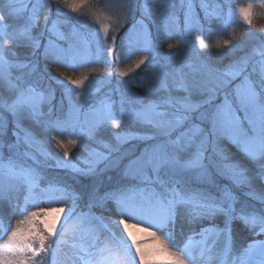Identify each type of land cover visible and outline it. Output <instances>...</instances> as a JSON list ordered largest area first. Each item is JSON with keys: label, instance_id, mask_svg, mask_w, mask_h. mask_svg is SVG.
<instances>
[{"label": "snow or ice", "instance_id": "1", "mask_svg": "<svg viewBox=\"0 0 264 264\" xmlns=\"http://www.w3.org/2000/svg\"><path fill=\"white\" fill-rule=\"evenodd\" d=\"M48 7L49 11L53 8L49 5L37 2L32 3L29 9L27 0H0V112H7L13 118L12 135L16 137L14 144L7 147L12 152L16 150L15 155H10L7 160L0 158V200L6 198V192L19 186H24L26 190L25 203L23 206L16 205L19 208V214L24 218L20 219L13 227L11 222H5L0 210V239L7 237L3 244H0V264H43V258L37 262L36 258L41 257V253H46V245L53 248V264H55L54 253L61 244H69L65 237L69 232L75 233L76 229H70L67 225L74 216V207L68 209L67 216L64 217V224L61 225V233L56 241L49 243L52 236L56 235V224L60 217L57 215L53 222H44L41 227L37 221L41 216L51 215L53 212L63 213L64 209H52L51 212L29 211V207H38L39 203L47 202L64 203L63 199L68 194L66 187H60L49 181L46 186H41V180L44 176L41 172L26 163L32 160L33 164H38L33 152L27 150L20 152L21 143L27 148L38 152L45 159L51 158V153L44 151L39 147L37 141L30 133L25 132L21 137V121L24 119L40 122L45 114L41 111V105L47 100L50 102L52 93L47 95L38 87L26 80L27 76H32L37 72L36 65L32 62L24 63L13 59L15 49L19 47H31L33 56L36 50L41 47L40 40L34 38L32 30L36 27L39 18V12ZM129 7H134L133 3ZM260 7L264 8V0H261ZM72 12L77 8L72 6ZM144 10L150 12L147 4ZM30 11L27 21L17 29L9 30L11 25L7 23L13 19L23 20L22 14ZM59 15V8L55 9ZM237 11L246 24L252 23L253 5L247 7L240 6ZM48 17H45L44 30L63 38V34L57 30V23L52 22L48 26ZM188 24L186 18L185 21ZM67 26V25H66ZM191 32V28L189 27ZM105 32V41H100L97 37V43L103 47L106 42L107 29ZM41 32V36H43ZM202 48H209L207 43L196 37ZM87 44V42H85ZM113 43L115 38L113 37ZM178 43H184L183 38ZM230 42L224 41V46ZM11 44V48L9 47ZM173 45L169 44V48ZM220 47L219 44L216 45ZM58 48L53 41L49 40L44 45V56L54 54ZM11 53V56L9 55ZM261 59L256 63L259 65L260 81L258 87L264 90V51L260 53ZM57 61L61 58L56 57ZM140 60L136 67L143 64ZM249 58H243L237 61L219 77L216 83L219 87L226 88L232 81L241 78V82L235 85V99L239 103V108L234 107L225 93L224 101L217 105L211 113L199 111L205 104H211L214 99L215 88L212 89L213 95L200 103H193L190 96L183 98L171 95V89L175 88L185 92H191L193 89L203 87L200 82L193 81L191 85L187 80V74L177 70L174 74L163 72L156 73V79L159 81V87L152 89L154 91H164L168 95L159 100L145 102L137 98L138 108L130 111L124 109L125 98L120 100V114L117 117L115 112V101L105 99L98 107L92 109L94 119L87 127H81L77 139H94L96 131L107 124L113 127H119L121 123L127 125L132 122H138L155 129V133L150 136H141L140 139H156L157 136L164 137L154 145L146 148L140 156L129 161L126 167L125 175L134 180H138L141 186H126L115 192L106 193L104 197L97 202L103 206L105 202L111 200L116 211L121 215L118 226H122L124 233L127 234L128 243L123 236L120 237V247L113 248L109 244L101 249H96L95 245L81 246L77 249L75 242L70 247L77 249L72 253L70 264H264V241H253L247 245L244 255L236 257L233 252V223L242 222L245 228L250 229L254 235H264V208L257 210L249 207L246 203H240L232 190L227 185H221L213 182L212 187L216 192L209 188L197 187L195 185L206 182L210 176L209 165L205 164L207 145L211 143L212 137L227 133L233 139V142L240 143L245 154L253 161L259 164V178L264 181V102L260 100V93L257 92V85L251 80L252 73L248 72ZM65 66L75 71L76 61L74 58H66ZM188 67L194 72L203 71L209 77L212 76L213 69L205 65L189 64ZM28 71L25 72L24 70ZM16 70V74H14ZM257 69L254 66L253 72ZM122 77L127 72L120 74ZM171 77V83H169ZM74 87H81L83 79H72L66 77ZM62 83V81H57ZM127 84V81L124 82ZM71 92V89H67ZM77 100L81 101L79 108L83 104L81 93H75ZM243 109V121H246L248 128L245 129L243 121L237 112ZM51 109H49V112ZM198 113L197 116H193ZM198 119L201 122L208 121L211 124L210 130H205L192 121ZM71 118L67 121H48L49 130L60 133L65 126L71 125ZM73 127L75 125H72ZM7 121L0 123V129L6 130ZM177 133L173 138V133ZM118 142L115 147L104 144L108 149L107 153L96 151L89 152V158L83 161L85 167H78L68 160L69 152L65 148L63 159H57L56 167L71 169L74 173L80 175H89L97 171V166L103 162L110 161L111 154L120 150L119 146L126 143L132 137L114 134ZM199 138V140H198ZM56 143L64 147L63 141L52 137ZM71 143L75 144L76 140ZM0 145V150H2ZM193 151H189L193 149ZM22 157L17 159L16 157ZM123 157H121L122 159ZM68 160L67 163L64 161ZM112 165H118L119 160L111 161ZM105 166H109L105 164ZM217 176L228 179L235 187L251 186V177L246 174L243 166L238 164H225L222 170H217ZM47 197V201L41 200L37 203L34 200L36 192ZM61 194V198L55 199L56 194ZM249 195L264 205V192L257 194L255 191ZM76 196H71L74 203ZM239 204V206H237ZM182 209V211H181ZM127 219L135 220L136 223H143L149 227L155 228L160 232L151 233L154 240L159 241L160 247L153 252H146L142 249L141 243L137 242L129 230L134 225L126 222ZM180 219L186 220L190 225L209 221L207 227H201L198 232L190 235L188 242L183 247H177L172 240V234ZM98 220L105 228L109 223L117 226L115 220L105 223L104 217H95L89 213H82L76 216L77 222H88ZM217 221H222L223 227H220ZM27 226V227H25ZM167 229V231H165ZM113 232V236H115ZM195 236L201 237L197 242L198 251L193 249L192 241ZM222 238V245L218 246V241ZM209 241H211L209 243ZM134 248V252L132 249ZM83 252L84 255H80ZM156 256H163V260H156ZM258 256V259H253Z\"/></svg>", "mask_w": 264, "mask_h": 264}, {"label": "rangeland", "instance_id": "2", "mask_svg": "<svg viewBox=\"0 0 264 264\" xmlns=\"http://www.w3.org/2000/svg\"><path fill=\"white\" fill-rule=\"evenodd\" d=\"M53 16L48 21V26L51 27L53 21L57 23V30L63 34V38H59L57 35L41 30L38 34L32 35L34 38L40 40L41 47L36 50L35 56H33V49L31 47H19L15 49V56L13 59L25 58L26 62H32L39 65V61L36 60V56L40 60L51 59L62 65L66 64V58H74L76 61L75 70L79 67L89 66L92 71H82L81 75L73 76L72 79H83L87 76L88 79L84 80L81 87H74L71 85L67 78H59L53 76L55 82L50 84H43L42 77L36 78L34 74L27 76L26 80L29 83L35 84L39 90L44 91L45 94L50 91L52 98L49 101H45L41 105V111L45 114L41 117L40 122H36L30 119H24L21 121L22 130L20 131L21 137L25 132H28L37 141L40 142L39 147L44 151L51 153V158L45 159L38 152H34L33 149L27 148L21 143L20 152L25 150L33 152L38 164H33L32 160H27L26 163L33 167H36L41 174L50 171V174H60L63 178H72L73 175H80L74 173L71 169H64L56 167L57 159H63L65 148L69 152L68 160L78 167H85L83 161L89 158V152L93 149L99 152L107 153L108 149L104 147V144H109L115 147L117 141L114 134L120 133L121 135H127L132 137L126 143L119 146L118 152L111 154L110 161L103 162L97 166V171L89 175H83L97 179L98 182L90 194H87V199H83L77 192L68 190V194L65 198L72 203L73 207H79L82 213H89L88 210H95L100 206L97 202L100 198L104 197L106 193L115 192L122 187L135 183L137 186H141L138 180H134L125 175V170L129 161L140 156V154L149 146L154 145L158 140L164 139V137L157 136L156 139H140L141 136H150L155 133V129L147 125H142L138 122H132L127 125L121 123L119 127H113L111 124H107L99 128L94 139L83 138L77 139L76 135L79 134L81 127L87 128L94 119L92 109L98 107L105 99H111L115 101V112L117 117L120 114V100L123 96L125 98L124 109L132 110L138 108L136 103L137 98L145 102L153 101L154 99L143 98L136 94L131 89V82L134 81L136 72L139 70L148 76V90L156 93V99L168 95L164 91H154L159 87V81L156 79V73L163 72L174 74L177 70L187 74V80L189 84L195 80L200 82L203 87L199 89H193L191 92H185L183 90L171 89V95L175 97L183 98L184 96H190L193 103H200L207 100L209 96L213 95L212 89L215 88L214 99L211 104H205L199 111H207L211 113L215 110L217 105H220L224 101L225 93L228 94V98L232 101L233 106L239 108V103L235 99L234 88L235 85L241 82V78H237L232 81L226 88L219 87L216 83V78L221 76L230 65H233L237 61L243 58H249L248 72L252 73L251 80L257 85V92L260 93V100L264 102V90H261L258 85L260 81L259 65L256 63L261 59L260 53L264 51V33L262 36H257L254 40L246 38L244 34L238 35L241 31L239 29V23H245L237 11L238 7H247L249 4L253 5L252 17L261 16L264 14V8L260 7L261 0H53ZM223 1L229 3L233 10L229 11L226 16H222L223 13ZM29 9L32 3L37 0H27ZM41 3V0H39ZM133 3L134 7L130 8L129 4ZM147 4L150 12L144 10V5ZM75 6L76 12H72L70 8ZM234 6V7H233ZM59 8V15L55 11ZM30 15V11H25L22 16L27 21V17ZM27 16V17H25ZM61 17L65 21L61 20ZM186 18L188 24L185 23ZM229 20H228V19ZM15 22L17 20L13 19ZM206 20V27L204 30L201 28L195 29L194 23H201ZM228 20V22H227ZM17 23V22H16ZM39 23V18L36 25ZM18 24V23H17ZM21 24L23 22L21 21ZM246 24V23H245ZM67 25V26H66ZM242 25V24H241ZM191 28V32L189 31ZM212 27V29H209ZM20 27H10L9 30L19 29ZM107 29L106 42L103 43V47L97 43V37L100 41H105V32ZM176 32H183L179 39L175 42L172 48H169V44L162 49V42L171 39V35ZM43 32V36H41ZM46 34V38H45ZM200 36L204 43L209 45V48L205 49L201 47L196 37ZM113 37L115 43H113ZM242 37V38H241ZM183 38L184 43H178ZM49 40L53 41L58 48L54 50L53 55H49L47 58L44 56V45H47ZM229 41L228 46H224V41ZM87 42V44L85 43ZM220 47L217 48L216 45ZM11 44H9L10 47ZM29 49V50H28ZM226 52L230 56V64L223 69H215L211 67L204 58L208 51ZM28 51V52H27ZM149 51V55L145 54ZM11 56V53L9 54ZM147 55V56H146ZM61 59L57 61L56 57ZM104 58L106 63V69L101 75L100 72L95 71L94 66L98 59ZM144 60L143 64L136 67V64ZM160 61H165L162 65ZM152 62H158L159 66L152 67ZM189 64L196 66L205 65L212 68L214 71L212 76L209 77L203 71L194 72L188 67ZM256 67V71L253 72V67ZM66 67V66H65ZM67 68V67H66ZM69 70V69H68ZM25 72L28 70L25 69ZM16 73V70H14ZM122 72H127L126 76H121ZM62 81V83H57ZM127 81V84L124 82ZM171 77H169V83H171ZM66 83V84H65ZM57 85L63 86V92L59 97H55V89ZM67 89H71V92H67ZM75 93H81L83 104L81 107L76 108L75 105H80L81 101L77 100ZM101 96V98H100ZM49 109L51 111L49 112ZM198 113H194L193 116H197ZM237 115L241 117L243 121L244 111L240 109ZM71 118L72 124L65 126L64 130L60 133L48 129V121H67ZM12 117L9 113L0 112V123L7 121L6 130L0 129V158L7 160L10 155H15L16 150L9 151L7 147L9 144L16 142V137L12 135L13 123ZM193 123L199 124L207 133L211 124L208 121L201 122L198 119H194ZM72 125H75L74 127ZM245 129L248 128L246 121H243ZM177 133H173V138ZM56 136L57 140L63 141L64 147L59 146L56 140L52 137ZM211 143L207 145L205 164L209 165L210 176L208 180L202 184L195 186L202 188H209L211 191L216 192V189L212 187L213 182H218L221 185H227L232 190L240 203H246L249 207L258 208L262 207V204L253 199L249 193L255 191L257 194L264 192V181L259 176V164L253 162L243 151V147L240 143L233 142V139L229 134L223 133L216 137H212ZM72 140H76V143H71ZM199 140V138H198ZM230 147L236 149L239 155H243L247 162L237 160L234 158ZM190 149L189 151H193ZM233 156V157H232ZM121 157H123L121 159ZM17 159L22 157L17 156ZM68 160L64 162L67 163ZM119 160L118 165L113 166L111 161ZM108 164L109 166H105ZM225 164H238L243 166L246 170V174L251 177V186L235 187L226 178L217 176V170H222ZM49 169V170H48ZM44 175V174H43ZM115 175L118 179L117 183L111 184L114 187L108 188L100 192V187L104 186L103 178L105 180H111ZM50 181V180H48ZM42 182V180H41ZM56 181H54L55 184ZM99 183V184H98ZM109 183V182H108ZM123 183V184H122ZM58 186V185H57ZM63 187V186H60ZM236 189H241L243 195L238 196L235 192ZM38 191V190H37ZM58 194V193H57ZM76 196L74 203L71 200V196ZM83 201V205L80 202ZM111 200H108L104 205H109ZM264 207V205H263ZM48 216H41L38 218L37 223L42 227L43 223L47 221ZM96 227V226H95ZM97 235H103L101 230L97 228ZM59 237L57 234L54 235ZM52 236L51 238H53ZM58 239V238H57ZM50 243V240H49ZM101 243V240H100ZM99 247V242L96 244ZM51 248L46 245V253L42 252L41 257H37L39 262L43 258V264H53V248L49 256ZM57 250V249H56ZM55 250V253H56ZM54 253V259H55ZM258 256H254L253 259H258Z\"/></svg>", "mask_w": 264, "mask_h": 264}, {"label": "bare ground", "instance_id": "3", "mask_svg": "<svg viewBox=\"0 0 264 264\" xmlns=\"http://www.w3.org/2000/svg\"><path fill=\"white\" fill-rule=\"evenodd\" d=\"M26 190L24 186H19L18 188H14L10 191L6 192V198L0 200V210H2L3 218L5 222L10 221L13 227L16 226L17 222L24 217L19 214V208L15 207L16 205L23 206L25 203ZM55 199L61 198V194H56ZM63 199L68 201L63 196ZM34 200L39 203V201L44 200L47 201L46 196H42L38 191L34 196ZM72 206L70 201L64 203H52L48 204L47 202L39 203L38 207H29V211H44L51 212L52 209H60L63 208V213L53 212L51 215H48L47 221L48 223L53 222L55 217L58 215L60 217L59 221L56 224V234L59 236L61 233V225L64 224V217L68 214V209ZM95 210H88L89 214L95 217H104L105 223H108L110 220H115L117 222V226L113 227L110 223L108 228H105L103 224H101L98 220H93L91 224L88 222H77L76 216L82 214L83 211L79 209V207H74V216L71 221L68 223V227L70 229H76L75 233L69 232V234L65 237L69 241V244H61L60 247L56 250L55 254V264H70V258L72 253L79 249L81 246H89L95 245L96 249H101L105 246V244L111 245L113 248L120 247V237L123 236L124 240L128 243H131L128 240L127 234L124 233L122 226H118L119 220L122 218L121 215L116 211L115 204L110 201L109 205L98 206ZM182 211V209H181ZM127 223L130 225H134L129 230L132 232L133 237L137 242L141 243V247L146 252H153L155 249L160 247L159 241H156L151 236V233L156 232V235H160V232L155 228L149 227L143 223H136L135 220L127 219ZM220 227H223L222 221H217ZM210 224L209 221L205 220L201 223L196 224H188L186 220L180 219L177 222L176 228L172 234V240L177 247H183L186 242H188V238L190 235H193L194 232H198L201 227H207ZM96 226V227H95ZM27 227V226H25ZM97 228L101 230L103 235H99L102 238V244L97 247L98 235ZM167 231V229H165ZM113 232H115V236H113ZM58 238L57 236H54ZM7 237L4 236L0 239V244H3L4 240ZM201 240V237L195 236L192 241L193 249L198 251L197 242ZM253 241H264V235H254V233L245 228L242 222L235 221L233 223V252L236 257L244 255L245 249L247 245ZM75 242L77 244V249H73L70 247V244ZM211 241H209L210 243ZM222 245V238L218 241V246ZM134 252V248L132 249ZM80 255H84L83 252H80ZM254 258V256L252 257ZM156 260H163V256H156ZM79 264V262H77ZM137 264L138 258H137Z\"/></svg>", "mask_w": 264, "mask_h": 264}, {"label": "trees", "instance_id": "4", "mask_svg": "<svg viewBox=\"0 0 264 264\" xmlns=\"http://www.w3.org/2000/svg\"><path fill=\"white\" fill-rule=\"evenodd\" d=\"M58 2L60 0H57ZM42 4H47L49 6H51L53 8V4L54 1L53 0H41ZM223 13L222 16H226V14L229 11H232L233 8L232 6L229 5V3H227L226 1H223ZM234 7V6H233ZM54 14L52 13V11L50 12L48 7H44L40 12H39V23L38 25H36V28L33 30V34L36 35L38 34L45 25V17H48L50 20V17L53 16ZM27 17V16H25ZM228 19V18H227ZM48 20V21H49ZM62 21H65L64 18L61 17ZM229 20V19H228ZM227 20V22H228ZM23 23H25V19L21 20ZM21 21H8L7 23H9L11 25V27H14L15 24L18 27H21ZM206 20H203L201 23H194V25L196 26L195 29L201 28L202 30H204V28L206 27ZM242 24V25H241ZM239 29H241L240 33L238 35H241L242 33L244 34V36L246 38H249L251 40H254L255 37L257 36H262V33H264V14H262L261 16H255L252 19V23L251 25L249 24H245V23H239ZM209 29H212V27H209ZM44 30V29H43ZM206 31V30H204ZM183 32H176L173 33L170 37V40H166L164 42H162L161 46L162 49L165 47V45L167 46L168 44H172L175 45V42L179 39V37L182 35ZM45 38H46V34H45ZM242 38V37H241ZM11 48V45H10ZM28 48V47H26ZM29 50V49H28ZM28 52V51H27ZM209 53L207 55H204V58L206 59L205 62H207L211 67L215 69H223L224 67H226L227 65L230 64V56L227 55V53L224 51L222 52H216V51H208ZM145 54L149 55V51H147ZM146 55V56H147ZM16 60L18 61H25L27 59L25 58H17ZM36 60L39 61V65L37 67V72L34 73V76L36 78H40L42 77V83L43 84H50L52 85L53 82H55V79L53 78V76H57L59 78H63V77H73V76H79L81 75V72L85 70L87 71H92L89 66H84V67H79L77 68L75 71L72 70H68V68L65 67V65H62L58 62L52 61L51 59H44V60H40V58L38 57V55L36 56ZM98 62L94 65L96 66L95 71L100 72V74L102 75L104 73V70L106 69V63L104 58L98 59ZM162 63V65L165 63V61H160ZM152 67H157L159 66L158 62H152L151 64ZM14 74H16L14 72ZM148 76L143 72H141L140 70L138 72H136L134 81L131 82V89L138 95L142 96L143 98H150V99H156V93L149 91L148 90ZM66 84V83H65ZM55 97H59V95L62 94L63 92V86L62 85H57V88L55 89ZM101 98V96H100ZM43 120V119H42ZM41 120V122H42ZM103 128V127H102ZM226 146H229L228 144H224ZM230 147V146H229ZM233 155L235 156L234 158H236L237 160H241L244 162H247L246 164H248L249 162L247 161V159L243 156V155H239L236 149H234L233 147H230ZM233 157V156H232ZM49 170V169H48ZM44 174V175H43ZM42 175L44 176L45 180H50L51 182L56 181L55 183H59L61 185H66L68 186V188L74 190L75 192H77L78 195H80L83 199H87V194H90L93 190H95V186L94 183H97L98 180L97 179H92L91 177H87V176H83V175H73L72 178H63V176H61L60 174H50V171H48L47 173H42ZM103 178V183L104 186H101L100 188V192L104 191V190H109L108 188L114 187V185L111 184H115V182L117 183L118 179L115 175L112 176L111 180H105L104 177ZM109 182V183H108ZM125 183L126 186H132V185H136L134 182L131 183L130 185H128L126 182ZM122 183V184H123ZM99 184V183H98ZM137 186V185H136ZM125 187V186H124ZM123 188V187H122ZM235 192L238 194V196L243 195V192L241 189H236ZM240 202H242L240 200ZM81 205H83V201L80 202ZM239 206V204L237 205ZM264 208L263 205L262 207L258 208L259 210ZM50 243H52V238H50Z\"/></svg>", "mask_w": 264, "mask_h": 264}]
</instances>
